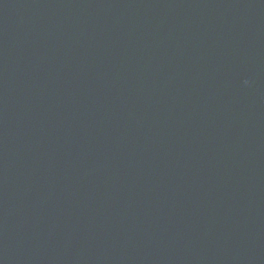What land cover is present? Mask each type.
Instances as JSON below:
<instances>
[{"label": "water", "instance_id": "obj_1", "mask_svg": "<svg viewBox=\"0 0 264 264\" xmlns=\"http://www.w3.org/2000/svg\"><path fill=\"white\" fill-rule=\"evenodd\" d=\"M0 264H264V0H0Z\"/></svg>", "mask_w": 264, "mask_h": 264}]
</instances>
